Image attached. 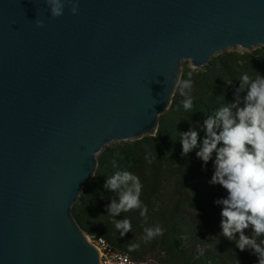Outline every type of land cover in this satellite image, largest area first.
I'll return each instance as SVG.
<instances>
[{
    "label": "water",
    "instance_id": "1",
    "mask_svg": "<svg viewBox=\"0 0 264 264\" xmlns=\"http://www.w3.org/2000/svg\"><path fill=\"white\" fill-rule=\"evenodd\" d=\"M62 2L0 0V264H101L71 214L96 156L155 136L183 61L264 46V0Z\"/></svg>",
    "mask_w": 264,
    "mask_h": 264
},
{
    "label": "trees",
    "instance_id": "2",
    "mask_svg": "<svg viewBox=\"0 0 264 264\" xmlns=\"http://www.w3.org/2000/svg\"><path fill=\"white\" fill-rule=\"evenodd\" d=\"M189 71L192 109L183 108L185 96L177 87L168 110L159 116L155 136L105 147L96 156L95 173L84 185L71 214L85 234L104 239L134 264H257L258 258L251 249L240 251L235 240L222 236V205L215 201L227 193L220 185L209 183L213 163L205 165L197 158L198 148L187 156L181 155L180 133L193 127L199 131L201 143L205 133L200 125L222 104L235 102L241 74L264 76V49L243 55L225 52L204 70L185 67L180 79H189ZM118 170L139 177L141 205L147 208L145 216L140 215L141 209L122 212L115 218L108 213L106 205L115 194L104 184ZM123 218L131 221L132 230L121 235L113 220ZM157 225L163 228V234L145 242L143 229ZM244 234L251 237V228ZM235 236L238 239L239 233ZM129 244L139 247L130 251Z\"/></svg>",
    "mask_w": 264,
    "mask_h": 264
},
{
    "label": "clouds",
    "instance_id": "3",
    "mask_svg": "<svg viewBox=\"0 0 264 264\" xmlns=\"http://www.w3.org/2000/svg\"><path fill=\"white\" fill-rule=\"evenodd\" d=\"M46 2L53 17L63 14L62 0ZM77 11L73 3L71 12L76 14ZM37 26H43V21H37ZM188 76L187 80L175 81V87L185 96L182 105L186 111L193 107V99L188 95L192 88L191 71ZM242 92L246 93L243 97ZM200 130L205 133L201 143H198L199 131L193 127L180 133L181 155L187 156L198 148L197 158L205 165L212 161L214 171L209 183L220 185L227 193L226 197L215 201L222 205V236L235 240L240 251L251 249L258 258L257 264H264V76L258 74L252 78L242 73L235 90V102L224 103L207 115ZM113 166L116 167L115 161ZM104 188L115 194L106 205L112 217L133 209H141L140 215H146L147 208L142 207L140 200L142 184L135 174L118 170L108 176ZM113 223L121 235L132 230L127 218L114 219ZM249 228L251 237L244 234ZM143 231L145 242L163 234L159 225L145 227ZM138 247V244H129L130 251Z\"/></svg>",
    "mask_w": 264,
    "mask_h": 264
},
{
    "label": "built area",
    "instance_id": "4",
    "mask_svg": "<svg viewBox=\"0 0 264 264\" xmlns=\"http://www.w3.org/2000/svg\"><path fill=\"white\" fill-rule=\"evenodd\" d=\"M92 244L99 253L101 264H134L126 255L115 251L112 246L102 238L93 239Z\"/></svg>",
    "mask_w": 264,
    "mask_h": 264
},
{
    "label": "rangeland",
    "instance_id": "5",
    "mask_svg": "<svg viewBox=\"0 0 264 264\" xmlns=\"http://www.w3.org/2000/svg\"><path fill=\"white\" fill-rule=\"evenodd\" d=\"M263 49H264V46H260V47H258V48H253L251 51H248V50H245V49H241V48H235V49H229V50H227V51H225V52H234V53H237V54L243 55V54H247V53H251V54H253V53H255L256 51H258V50H263ZM225 52H221V53H217V54L213 55V56L211 57V59L209 60L208 64H209L210 62H212L215 58L222 56ZM185 67H188V68L192 69V68H191V63H190V61H183V62H182V65H181V71H182ZM204 68H205V67H204ZM204 68H202V69H200V70H204ZM193 70H194V69H193ZM163 113H164V112H163ZM121 143H122V142H121ZM115 144H119V143H110V144H108L106 147H110V146H113V145H115ZM88 239H89V241L92 243L93 239H92L91 237H89ZM143 264H150V263H143Z\"/></svg>",
    "mask_w": 264,
    "mask_h": 264
},
{
    "label": "bare ground",
    "instance_id": "6",
    "mask_svg": "<svg viewBox=\"0 0 264 264\" xmlns=\"http://www.w3.org/2000/svg\"><path fill=\"white\" fill-rule=\"evenodd\" d=\"M87 239H88V237H87Z\"/></svg>",
    "mask_w": 264,
    "mask_h": 264
}]
</instances>
